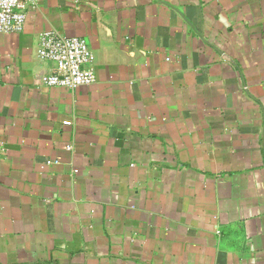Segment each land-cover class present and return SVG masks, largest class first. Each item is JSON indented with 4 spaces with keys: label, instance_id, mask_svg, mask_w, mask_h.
I'll return each mask as SVG.
<instances>
[{
    "label": "crops",
    "instance_id": "1",
    "mask_svg": "<svg viewBox=\"0 0 264 264\" xmlns=\"http://www.w3.org/2000/svg\"><path fill=\"white\" fill-rule=\"evenodd\" d=\"M26 1L0 33V264H264V0ZM47 31L95 83L41 82Z\"/></svg>",
    "mask_w": 264,
    "mask_h": 264
},
{
    "label": "built area",
    "instance_id": "2",
    "mask_svg": "<svg viewBox=\"0 0 264 264\" xmlns=\"http://www.w3.org/2000/svg\"><path fill=\"white\" fill-rule=\"evenodd\" d=\"M28 8L26 0H0V33L23 31ZM39 56L56 63L55 71L41 77V82L47 86L75 89L90 86L97 80L93 67L95 54L79 36L47 31L41 37Z\"/></svg>",
    "mask_w": 264,
    "mask_h": 264
}]
</instances>
